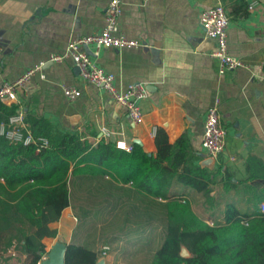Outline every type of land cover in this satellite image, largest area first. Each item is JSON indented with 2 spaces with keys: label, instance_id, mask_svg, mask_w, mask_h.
Segmentation results:
<instances>
[{
  "label": "crops",
  "instance_id": "1",
  "mask_svg": "<svg viewBox=\"0 0 264 264\" xmlns=\"http://www.w3.org/2000/svg\"><path fill=\"white\" fill-rule=\"evenodd\" d=\"M222 1L231 17L229 50L244 62L223 72L212 54L216 44L200 22L202 10L215 0H122L121 30L147 44L107 47L98 55L92 52V57L116 75L119 89L134 81L147 85L140 124H134L126 108L103 87L85 81L69 57L46 63L45 77L32 76L19 90L18 109L46 118L61 131L79 132L93 143L105 138L132 146L138 137L150 153L157 151L160 127L172 143L185 136L197 154L194 162L207 167L214 180L208 193L182 183L173 187V193L188 197L210 225L227 223L235 211L261 210L264 0H247V13L237 11V18L231 13L237 0ZM108 2L0 0V85L17 79L51 53L65 51L71 38L100 31ZM63 84L77 86L80 95L68 99ZM217 99L221 122L228 129L226 148L213 162L204 163L210 158L203 147L206 111ZM69 193V205L50 224L56 233L43 239L48 253L57 245L76 244L98 251V261L103 259L104 264L153 263L165 237L163 199L117 180L111 172L73 175ZM193 194L198 195L197 206ZM104 245L109 246L106 254Z\"/></svg>",
  "mask_w": 264,
  "mask_h": 264
},
{
  "label": "trees",
  "instance_id": "2",
  "mask_svg": "<svg viewBox=\"0 0 264 264\" xmlns=\"http://www.w3.org/2000/svg\"><path fill=\"white\" fill-rule=\"evenodd\" d=\"M247 10V0H237L232 18ZM17 110L15 102L0 103V264H37L46 251L43 239L56 233L50 224L70 203V178L106 172L164 200L165 237L152 264H264L260 209L235 211L227 223L210 225L188 197L173 193L178 183L208 193L214 180L207 167L194 162L197 154L185 136L172 143L160 127L156 152L137 142L126 150L105 138L93 143L79 132L61 131L46 118L26 113L29 130L49 141L26 144L1 132V123ZM183 246L189 256L182 255ZM98 259L99 252L87 246L66 248V264H97Z\"/></svg>",
  "mask_w": 264,
  "mask_h": 264
},
{
  "label": "built area",
  "instance_id": "3",
  "mask_svg": "<svg viewBox=\"0 0 264 264\" xmlns=\"http://www.w3.org/2000/svg\"><path fill=\"white\" fill-rule=\"evenodd\" d=\"M122 11V0H109L105 9L106 23L100 31L71 38L65 51L53 52L47 59L26 69L17 79L3 81L0 85V103L2 101L16 102L19 90L28 86L33 75L40 73L42 77H45L46 63L59 62L69 57L79 68L81 77L85 81L103 87L126 108L131 121L134 124H140L144 119L141 102L148 95L147 85L142 81H134L126 89H119L115 84L116 75L99 65L92 54L86 50L87 47L92 48L93 54L98 55L103 48L107 47L132 48L145 45L142 40L131 38L121 30ZM200 22L208 38L216 42V48L212 54L218 57L221 72L244 65L243 59L229 50L228 29L231 17L222 0H215L214 4L205 7L200 16ZM63 91L70 100L76 99L81 93L77 86L68 84H63ZM25 119L26 112L19 108L7 121L1 123V132L11 140L26 144L34 142L47 145L48 138L35 136L29 130ZM227 135L228 129L221 122L220 99H217L207 108L205 117L203 147L209 157L217 158L225 151ZM117 146L126 150L132 149V146L124 141H118ZM261 210L264 212V202L261 204ZM108 248V245H104L103 254H106ZM47 258L48 252L45 251L37 264H43Z\"/></svg>",
  "mask_w": 264,
  "mask_h": 264
},
{
  "label": "water",
  "instance_id": "4",
  "mask_svg": "<svg viewBox=\"0 0 264 264\" xmlns=\"http://www.w3.org/2000/svg\"><path fill=\"white\" fill-rule=\"evenodd\" d=\"M213 42L216 44V42L214 40H213ZM145 44H147V43L145 42ZM151 48H152L151 50L154 52L158 51V49L155 47H151ZM86 50L89 54H92V51L88 47L86 48ZM134 142H137L141 145L143 144L142 140L138 137L134 138ZM214 159L215 158L210 157V158L206 159L204 161V163L213 162ZM186 248L187 247L183 246L181 253L184 256H189V255H187L189 249L188 248L186 249ZM65 254H66V246L57 245L54 249H52V251H50L48 253V258L43 261V264H66L65 263ZM97 264H104V260L103 259L99 260L97 262Z\"/></svg>",
  "mask_w": 264,
  "mask_h": 264
},
{
  "label": "rangeland",
  "instance_id": "5",
  "mask_svg": "<svg viewBox=\"0 0 264 264\" xmlns=\"http://www.w3.org/2000/svg\"><path fill=\"white\" fill-rule=\"evenodd\" d=\"M191 197H193V198H195V205L197 206V204H198V195H192Z\"/></svg>",
  "mask_w": 264,
  "mask_h": 264
},
{
  "label": "snow or ice",
  "instance_id": "6",
  "mask_svg": "<svg viewBox=\"0 0 264 264\" xmlns=\"http://www.w3.org/2000/svg\"><path fill=\"white\" fill-rule=\"evenodd\" d=\"M121 147H123V145H121Z\"/></svg>",
  "mask_w": 264,
  "mask_h": 264
}]
</instances>
